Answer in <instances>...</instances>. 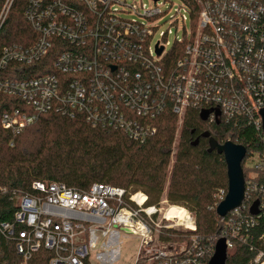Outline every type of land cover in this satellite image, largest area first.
Instances as JSON below:
<instances>
[{"label": "built area", "instance_id": "built-area-1", "mask_svg": "<svg viewBox=\"0 0 264 264\" xmlns=\"http://www.w3.org/2000/svg\"><path fill=\"white\" fill-rule=\"evenodd\" d=\"M17 1L0 0V36ZM151 1L145 9L128 6L127 0H27L24 18L39 37L30 47L0 49V93L23 103L3 112L1 127L17 137L47 113L82 115L93 127L122 131L144 145L156 136L155 121L169 108L180 126L188 111H196L208 112L210 124L261 132V150L243 160L245 200L222 219V237L229 251L236 243L248 244L257 252L252 264H264V246L256 249L249 242L251 230L264 220V0H181L185 14L177 10L179 16L169 22H185L189 15L193 31L170 50L168 43L150 45L167 14L160 0ZM130 14L138 19H128ZM173 50L180 57L171 61ZM53 52L58 54L45 75L17 79L11 69ZM32 189L20 196L13 221L0 224V233L25 261L45 248L53 252L49 264H85L95 252H119L125 234L139 240L136 263L145 257L159 264H202L203 251L193 254L187 246L160 241L156 215L162 209L147 206L142 192L105 184L79 192L41 182ZM226 194L221 192L219 201ZM253 201L259 203L257 215L244 212L245 203ZM184 210L181 224L164 213L165 228L174 229L177 222L196 231L194 215ZM102 240L108 243L100 245ZM197 241L192 239L194 247Z\"/></svg>", "mask_w": 264, "mask_h": 264}, {"label": "trees", "instance_id": "trees-1", "mask_svg": "<svg viewBox=\"0 0 264 264\" xmlns=\"http://www.w3.org/2000/svg\"><path fill=\"white\" fill-rule=\"evenodd\" d=\"M27 4V0L17 1L0 36V49L7 44L30 47L38 40V34L24 18ZM57 54L53 52L31 66L15 64L11 69L17 79L40 77L52 71L50 64ZM178 57L175 50L168 55L171 61ZM22 107L20 99L0 93V224L13 221L20 196L32 194L34 182L62 183L79 192L88 191L93 184L110 185L130 193L133 192L129 189L135 187L148 197L147 206L155 207L167 192L171 203L190 206L197 215L196 231L185 233L197 237V246L188 241L187 247L193 254L203 251L201 262L209 264L217 242L223 239L224 221L216 214L215 192L221 188L227 192L228 188L224 156L210 151V140L219 145L230 140L244 146L250 155L261 150V132L223 122L210 124L202 121L198 112L188 111L177 142L178 119L168 108L155 121L156 136L144 145L132 141L122 131L93 127L82 115L69 117L55 112L42 115L14 137L2 129L1 116L6 110ZM172 157L175 164L166 188ZM242 166L247 182L244 162ZM252 206L246 202L244 212L250 214ZM174 234L166 231L164 243L171 242ZM262 236L264 220L251 230L249 242L261 249ZM230 251L226 264H252L257 255L243 243H236ZM52 258L53 252L41 248L25 261L15 243L0 233V264H49ZM144 263L139 260L136 264Z\"/></svg>", "mask_w": 264, "mask_h": 264}, {"label": "rangeland", "instance_id": "rangeland-1", "mask_svg": "<svg viewBox=\"0 0 264 264\" xmlns=\"http://www.w3.org/2000/svg\"><path fill=\"white\" fill-rule=\"evenodd\" d=\"M128 6H131L133 4H136L137 7L141 8V6H145V9H149L152 6L151 0H127ZM163 4V5H162ZM182 5L181 0H160L159 6H161V10L163 12H167L166 15L163 16V18L158 23V28L154 32V36L151 39L150 45L151 47H154L157 42H164L168 43L167 50H170L178 41H181L183 39H186V37L193 31V25L190 21V16L187 15L188 19L185 22H180L178 24L172 25L169 22V19L171 16H176V11L181 10V14H185L184 11L180 8ZM177 15L176 17H178ZM128 19H138V16L134 14L127 15ZM182 125L180 126L177 124V132H176V140L178 142L179 139V133L181 130ZM176 144V142H175ZM176 146V145H175ZM176 151V150H175ZM175 164V157H172L171 161V167L170 172L168 175L167 185L166 188L169 186V181L171 177L172 168ZM129 191L135 193V192H142L144 191L142 189H137L135 187H131ZM218 191V190H217ZM215 192V201L217 200V203L215 204V207L219 205V203L222 201H219L218 195L224 191V189H219L218 192ZM227 191V190H226ZM170 207H180L183 209H186L190 214L194 215L195 221L197 222V215L189 208L190 206H186L182 203L174 204L171 203L167 198V192L164 193V195L161 198L160 204L158 208L162 209V213L156 215L157 222L160 223L162 229L160 230V241L164 242L162 240L163 235H165L166 231H172V233H175L174 238L171 242L172 245H174L176 248L188 246L187 242L192 241L195 236L193 235H186L189 230H186L184 227H180L177 225V222L175 223L176 226L174 229H166L165 226L169 224L167 220L164 219V213L167 211ZM169 216V211L167 213ZM192 232V231H191ZM172 236V235H171ZM184 238V239H182ZM167 242V241H166ZM165 242V243H166ZM102 243L107 244L108 240H102L100 245ZM120 251L114 252L113 254L108 253H101V252H95L89 259V264H135L136 263V255L138 250V244L139 240L135 237L128 236L125 234L120 235ZM231 253V251L229 252ZM142 260L146 261L144 264H152L154 261H149V258H143Z\"/></svg>", "mask_w": 264, "mask_h": 264}, {"label": "water", "instance_id": "water-1", "mask_svg": "<svg viewBox=\"0 0 264 264\" xmlns=\"http://www.w3.org/2000/svg\"><path fill=\"white\" fill-rule=\"evenodd\" d=\"M157 52L158 54H161L162 49H159ZM208 114V112H202L200 115L201 120L206 121ZM261 115L263 118L264 131V111L261 112ZM212 150H216L219 154L224 156L227 167V194L224 200L221 201L216 208L217 216L223 219L229 213L241 208L245 200L246 180L242 163L246 157L247 149L244 146L235 144L232 141H227L226 143L219 145L215 140L211 139L210 151ZM258 204L259 203L256 202L251 208V213L253 215L258 214ZM227 257L228 246L226 240L223 238L217 242L214 255L209 261V264H226Z\"/></svg>", "mask_w": 264, "mask_h": 264}, {"label": "bare ground", "instance_id": "bare-ground-1", "mask_svg": "<svg viewBox=\"0 0 264 264\" xmlns=\"http://www.w3.org/2000/svg\"><path fill=\"white\" fill-rule=\"evenodd\" d=\"M169 211V216L167 215ZM165 218L168 220H171L175 218V220L178 222V224H181L184 222L185 218V210L180 207H170L166 212H165Z\"/></svg>", "mask_w": 264, "mask_h": 264}]
</instances>
